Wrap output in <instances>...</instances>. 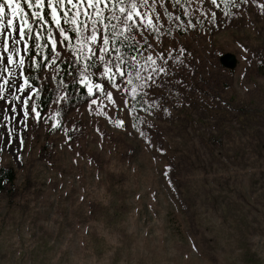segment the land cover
I'll return each instance as SVG.
<instances>
[{
    "label": "rangeland",
    "instance_id": "374dc122",
    "mask_svg": "<svg viewBox=\"0 0 264 264\" xmlns=\"http://www.w3.org/2000/svg\"><path fill=\"white\" fill-rule=\"evenodd\" d=\"M237 2L232 16L206 0H193L199 10L190 17L171 9L195 27L167 22L172 35L162 37V47L172 58L168 73L157 78L164 86L146 98L158 104L150 110L144 103L134 113L131 105L124 111L109 105L108 116L101 115L82 86L59 88L58 77L45 81L53 101L41 119L25 117L20 104L15 124L11 91L4 93L0 111L11 128L3 127L0 166L13 168L16 180L0 189V264H103L91 254L97 222L118 201L125 220L167 216L179 232L163 249L143 243L147 233L132 223L115 264H193L191 256L182 258L189 253L183 222L192 225L194 244L209 264H264V0ZM227 52L238 58L235 69L220 61ZM72 75L61 73L65 82ZM63 91L69 99L55 103ZM61 109L55 128L50 117ZM119 119L124 127L114 123ZM161 184L176 189L179 212L163 192L152 193ZM147 201L155 212L138 215L142 210L133 206ZM160 235L155 229L153 237Z\"/></svg>",
    "mask_w": 264,
    "mask_h": 264
},
{
    "label": "snow or ice",
    "instance_id": "6c2138e0",
    "mask_svg": "<svg viewBox=\"0 0 264 264\" xmlns=\"http://www.w3.org/2000/svg\"><path fill=\"white\" fill-rule=\"evenodd\" d=\"M206 2L217 9L223 4L225 16L240 7L237 0ZM192 4L193 0H0V101L11 91L8 104L20 102L25 117L31 112L40 120L41 96L59 77V88L74 83L86 89L90 104L104 116L109 105L118 111L131 105L132 113L137 111L135 104H147L146 111L157 107L156 99L147 103L146 98L164 86L157 78L168 73L165 65L172 58L165 54L170 50L162 47V37L172 35V28L165 26L175 20L178 29L195 27L191 19L185 25L171 10L180 8L190 17L199 10ZM210 14L217 17L215 11ZM48 69L51 74H46ZM61 73L75 75L65 82ZM17 79L22 83L17 84ZM68 99L63 91L54 102ZM61 111L50 117L55 128L61 127L56 119ZM114 123L124 127L125 120Z\"/></svg>",
    "mask_w": 264,
    "mask_h": 264
},
{
    "label": "trees",
    "instance_id": "16d2710c",
    "mask_svg": "<svg viewBox=\"0 0 264 264\" xmlns=\"http://www.w3.org/2000/svg\"><path fill=\"white\" fill-rule=\"evenodd\" d=\"M60 67H63L61 65ZM27 73V70H26ZM35 74V73H33ZM40 81H37V84H39ZM81 94L86 93V89L81 87ZM41 106L39 108L40 111H45L49 108L50 104L53 101V91L47 89L45 93L41 96ZM16 180V172L13 168H4L0 171V189L6 190L8 185H13ZM163 192L166 198L168 199V202L170 203L171 210H177L179 212L180 205L179 203L174 199V195H176V189L173 186H163L161 184V189L153 188L152 193H154L157 197H159L160 193ZM115 206L109 204L106 209L109 211L106 212V214H112L111 216H105L97 222V225L99 226V232H98V242L96 243L95 247H93V250L91 251V254L95 256H99L103 258L104 263L103 264H115L116 260L118 259L119 253L122 250L123 247L127 245L126 243V237L128 234H123V231L125 232L129 225L134 223L137 231L139 233H147V236L142 240L143 243L149 244L152 242H157L160 246L163 247V249H166L167 246L170 245V236H174L179 232L178 230H175L174 225L172 223V219H170L167 216H164L162 218H157L155 216L143 219L141 217H135V220H125L122 217V210L124 208V201H118L117 203H114ZM136 209L142 210L140 213H147L151 214L155 212V207L151 205L148 201L145 203H140L133 206V210ZM136 213V212H135ZM179 218L181 221L182 219L179 214ZM192 225L188 226L185 225L183 222V230L182 233L187 239V242L189 244V253L188 254H182V258H187L191 256L193 258V264H209L208 258L200 251L194 244V238L189 231ZM155 229H158V231L161 233L159 239H155L153 237V234L155 233ZM116 231L112 236L110 235V232ZM150 233V234H149ZM165 237L164 240H161V237ZM91 239V238H90ZM110 239V240H109ZM117 239V243L113 244V240ZM112 244V245H111ZM112 248L116 249V253H113ZM88 252V249L85 250ZM126 263V262H124Z\"/></svg>",
    "mask_w": 264,
    "mask_h": 264
},
{
    "label": "flooded vegetation",
    "instance_id": "af4514ba",
    "mask_svg": "<svg viewBox=\"0 0 264 264\" xmlns=\"http://www.w3.org/2000/svg\"><path fill=\"white\" fill-rule=\"evenodd\" d=\"M17 75L19 76V70L17 71ZM16 83L17 84H20L21 83V80H19V79H17V81H16ZM10 98H11V93H10ZM9 107H10V114L11 115H13L12 116V118H14V120H13V122L16 124V122H15V117H16V114H17V110H18V108H19V106H20V102H15L14 104H10V105H8ZM13 107H15V111H12V109H13ZM5 119V120H8L9 121V119H8V117H5V109H2L1 111H0V119ZM3 122H4V120H3ZM9 126V128H11V124H10V121H9V124L8 123H6L5 122V124H1L0 123V138H1V136L4 134L3 132H4V129H3V127L5 128H7ZM15 127H16V125H14ZM16 133V130H14V133L13 134H15ZM10 138V141H11V139L12 138H14L13 137V135L12 136H10L9 137ZM0 145H1V143H0ZM3 169V168H2ZM1 169V166H0V171L2 170Z\"/></svg>",
    "mask_w": 264,
    "mask_h": 264
},
{
    "label": "water",
    "instance_id": "95a60500",
    "mask_svg": "<svg viewBox=\"0 0 264 264\" xmlns=\"http://www.w3.org/2000/svg\"><path fill=\"white\" fill-rule=\"evenodd\" d=\"M220 61L225 68L235 69L238 65V58L234 53L227 52L220 57Z\"/></svg>",
    "mask_w": 264,
    "mask_h": 264
}]
</instances>
